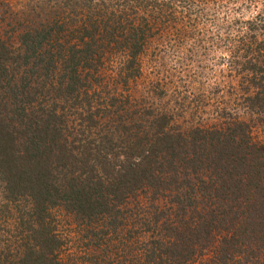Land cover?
<instances>
[{"label": "trees", "instance_id": "obj_1", "mask_svg": "<svg viewBox=\"0 0 264 264\" xmlns=\"http://www.w3.org/2000/svg\"><path fill=\"white\" fill-rule=\"evenodd\" d=\"M101 9L105 33L126 51L129 70L133 48L147 37L132 28L136 21L123 19L125 9ZM46 32L25 31L16 49L0 40V184L8 198L28 201L31 231L0 264H63L47 220L55 205L80 219L108 218L116 227L124 225L127 202L138 197L152 203L141 225L157 231L145 264H189L206 253L209 264H264V141L251 136L249 122L230 111L216 125L182 128L165 113L147 120L110 108L115 117L106 126L96 117L102 109L91 106L95 95L107 98L106 106L116 102L92 81L99 55L84 36L68 45ZM27 65L47 80L58 70L60 97L53 99L61 100L42 98L30 108L35 93L28 95L14 74ZM257 70L242 99L264 124V69ZM79 96L86 107L72 106Z\"/></svg>", "mask_w": 264, "mask_h": 264}, {"label": "rangeland", "instance_id": "obj_2", "mask_svg": "<svg viewBox=\"0 0 264 264\" xmlns=\"http://www.w3.org/2000/svg\"><path fill=\"white\" fill-rule=\"evenodd\" d=\"M123 3L127 4L122 7L127 13L123 19L136 21L132 28L139 37H147L142 47L133 48L137 54L132 70L125 65L126 51L109 40L98 15L102 5L116 12ZM56 29L58 33L53 32ZM25 31H47L68 45L78 36L88 40L99 55L92 81L116 96L115 108L106 106L103 96L91 99L93 109H102L103 116L96 117L106 126L109 117H125L134 111L147 120L168 114L171 123L182 128L210 126L228 119L231 111L249 122L255 140L264 141V124L246 112L242 99L249 77L261 73L258 67L264 69V0H0V40L16 49ZM17 51L22 53L21 48ZM127 71L133 74L126 77ZM14 74L28 95L35 93V105L30 108L42 98L61 100L53 99L60 92L58 70L49 80L31 65ZM72 102L69 99V105ZM79 105L86 107L80 96L72 106ZM73 113L72 109L70 117L77 115ZM137 199L135 204L127 202L124 225L116 227L104 217L80 219L63 204L49 208L47 220L60 241L59 260L63 264H145L144 252L157 231L141 225L151 201ZM153 205L159 206V200ZM28 211V201L8 198L0 184V258L26 239L24 233H31L26 230ZM209 259L206 253L189 264H209Z\"/></svg>", "mask_w": 264, "mask_h": 264}]
</instances>
